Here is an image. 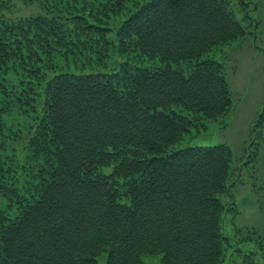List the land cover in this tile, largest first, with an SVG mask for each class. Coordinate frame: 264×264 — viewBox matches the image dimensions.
Wrapping results in <instances>:
<instances>
[{
    "label": "trees",
    "instance_id": "1",
    "mask_svg": "<svg viewBox=\"0 0 264 264\" xmlns=\"http://www.w3.org/2000/svg\"><path fill=\"white\" fill-rule=\"evenodd\" d=\"M9 1L0 264H228L239 251L228 255L221 197L236 206L247 169L254 194L264 187V132L241 166L227 145L193 141L232 107L205 40L219 28L244 34L237 19L219 0H40L28 18L2 14ZM240 230L241 244L263 236ZM257 250L240 261L260 264Z\"/></svg>",
    "mask_w": 264,
    "mask_h": 264
},
{
    "label": "rangeland",
    "instance_id": "2",
    "mask_svg": "<svg viewBox=\"0 0 264 264\" xmlns=\"http://www.w3.org/2000/svg\"><path fill=\"white\" fill-rule=\"evenodd\" d=\"M219 2L231 13L232 19H237L244 31L242 35L236 30L228 34L219 28L217 31L207 33V40L204 37L208 45L217 46L211 57L225 66L232 107L226 118L216 123L200 124L193 144L204 146L226 144L232 149L235 163L241 166L250 162L249 153L259 144L260 138L257 135L264 132V0ZM44 8L40 0L34 3L11 0L6 2V7L1 12L5 16L28 18L44 11ZM233 35H236L237 39H234ZM218 38L220 39L217 40ZM254 171L247 169L245 178L236 183L233 195L236 206L230 205V200L225 195L221 197L227 213L223 219L225 234L231 238L229 246L233 247L232 250H228V255L234 249L239 251V254L227 258L228 264H243L240 261L241 255L248 254L253 248L258 249L257 262L260 256H264V187L258 190L262 186L260 180L261 176H264V165L256 164V178H260L255 182V189L258 190L256 195L251 188L254 182L250 183L249 179L250 173ZM238 229H241L240 234L244 238L246 234L255 236L258 232L263 236L258 237L257 244L250 238H247L248 242L241 244L238 236L235 237V230ZM155 257H157L155 260L150 257L145 264H160V258ZM105 260V256L100 257L96 264H105ZM260 264H264V257Z\"/></svg>",
    "mask_w": 264,
    "mask_h": 264
}]
</instances>
